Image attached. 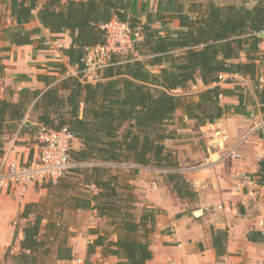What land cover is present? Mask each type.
Wrapping results in <instances>:
<instances>
[{
  "label": "trees",
  "instance_id": "obj_1",
  "mask_svg": "<svg viewBox=\"0 0 264 264\" xmlns=\"http://www.w3.org/2000/svg\"><path fill=\"white\" fill-rule=\"evenodd\" d=\"M0 1L7 3L12 19L10 26L2 28L11 45L32 44L42 28L56 35L67 32L70 44L61 52L71 67L79 66L85 47L106 41L100 25L114 16L139 34L133 48L124 55L114 54L95 82H82L66 73L67 64H58V74L37 75L43 88H3L0 157L9 135L33 134L43 124L67 126L78 142L71 149V158L82 163L56 184L40 185L46 190L42 199L24 204L18 214V219L25 221L19 250L10 253L8 247L3 259L12 264L72 260L70 237L74 231L70 221L77 210H91L105 217L106 223L102 229H90L95 237L87 243L83 264H94L92 256L97 248L103 256L116 257L115 264H147L152 258L150 235L161 210L142 207L138 211L131 182L138 168L129 167L124 172L106 163L176 166L165 141L175 136L168 125L175 122L178 110L198 126L213 124L231 110L245 113L249 97L230 75L253 80L252 94L264 115V82L257 76L264 78V59L258 48L264 34L259 32L264 29V0H241L239 4L168 0L181 2L180 10L168 14L170 21L177 20L179 28L163 33L152 23L165 16L144 12L142 20L131 10L133 0ZM35 20L40 26L24 28ZM4 73L0 58V77ZM197 78L203 88L187 91V84ZM223 96H237L238 102L223 104ZM26 121L32 125H26ZM259 137L264 139V130L259 131ZM254 175L255 182L264 184V156ZM165 177L180 199L196 197L181 173L170 172ZM226 236L225 230H211L212 246L218 255L227 253Z\"/></svg>",
  "mask_w": 264,
  "mask_h": 264
},
{
  "label": "crops",
  "instance_id": "obj_2",
  "mask_svg": "<svg viewBox=\"0 0 264 264\" xmlns=\"http://www.w3.org/2000/svg\"><path fill=\"white\" fill-rule=\"evenodd\" d=\"M142 1L140 6H143ZM173 22V29L179 28L177 20ZM31 23L40 26L37 20ZM11 24L7 3L0 1V30ZM47 39L52 40L53 45L40 47ZM35 40L29 45L16 46L0 39V58L5 65V73L0 77L2 90L6 86L14 90L43 88L37 75L58 74V64H67V57L61 52V48L70 44L67 32L56 35L42 28ZM70 69L73 70V67L67 64L66 73H73L69 72ZM260 71L261 68L258 73ZM257 76L260 77L259 74ZM235 79L243 92L250 87L253 93V80L249 77ZM223 86L228 85L223 83ZM253 97L256 99L255 95ZM221 102L235 105L238 98L223 96ZM232 114L228 112L215 123L203 126L196 125L194 120L187 119L181 112L175 115V136L167 139L165 145L173 152L177 165L158 168H170L181 173L196 192L194 199H180L163 177L166 174L156 172L161 175L157 177L154 171L141 170L131 181L139 199L138 211L142 207L161 210L155 230L150 235L152 258L147 264H264V184L253 179L258 161L264 156V139L259 137V132L257 135L252 133L261 113L258 109L248 117ZM178 116H182L179 122ZM248 130L251 134L245 138ZM18 137L21 136L16 135L19 140ZM242 138L245 139L242 141ZM247 138L252 140L251 144L243 145ZM77 145L76 141L75 147ZM231 149L240 157L229 160L227 156H230ZM4 150L8 158L22 161L33 160L38 152L31 153L25 143L13 140L5 143ZM38 187L37 184H28L0 190V264H12L3 259L8 247L10 253L19 250L23 225L16 228V220L25 203L42 198L44 188ZM75 214L80 223L79 229L76 227L70 237L73 259L57 260L55 264H83L87 243L95 237L90 229L105 227V217L98 216L94 211L77 210ZM212 229L227 232L226 254L218 255L213 248ZM92 260L94 264H115L117 258L103 256L97 248Z\"/></svg>",
  "mask_w": 264,
  "mask_h": 264
},
{
  "label": "built area",
  "instance_id": "obj_3",
  "mask_svg": "<svg viewBox=\"0 0 264 264\" xmlns=\"http://www.w3.org/2000/svg\"><path fill=\"white\" fill-rule=\"evenodd\" d=\"M105 31L106 41L91 47H85L79 66H73L72 75L77 76L82 82H95L100 79L103 68L109 65L114 54H127L132 48L138 33H132L127 22L118 17H112L100 25ZM45 46H52L50 39L45 40ZM259 54L264 59V34L258 44ZM221 75L220 77H226ZM233 78H240L238 74L230 75ZM260 82H264L263 77H259ZM264 130V120L257 125ZM36 144L39 154L33 160H16L8 158L4 153L0 157V189L7 190L16 185L44 183L56 184L70 169L82 165L71 158V149L75 147L77 138L67 127L52 128L40 124L36 132ZM232 158H239L240 154L234 149L229 151ZM114 167L116 164L108 163ZM129 167L141 170L154 171L167 174L174 170L170 168H158L150 165L126 164ZM255 182V180H254Z\"/></svg>",
  "mask_w": 264,
  "mask_h": 264
},
{
  "label": "rangeland",
  "instance_id": "obj_4",
  "mask_svg": "<svg viewBox=\"0 0 264 264\" xmlns=\"http://www.w3.org/2000/svg\"><path fill=\"white\" fill-rule=\"evenodd\" d=\"M140 1L141 0H133L134 8L133 9L131 8V10H132V12L134 14H137L140 18L143 19L144 18V12H148L149 10H151L152 13L159 12L160 14H163V16H165V17H163V19L161 21H155V22H153L152 23V26L157 31H159L160 33H163L165 30H170V31L176 30V29H173V27H172L174 25V22H173L174 20L173 21H170L168 14L170 12H172V11L180 10L181 9V2H179V3L178 2L167 3L166 0H143L142 1V2H144V3H142L143 6L142 5L140 6ZM202 1L206 2L208 0H202ZM214 1L217 2V3H219V4H228V3L239 4V3H241V0H214ZM186 3H188V2H186ZM185 5H187V4H185V2H184V6ZM139 6H140V8H139ZM32 27H34L33 26V23H28V24H25L24 25V28L25 29H30ZM1 31L2 30H0V33H1ZM138 36H139V34H138ZM0 39H1L2 42L8 41L6 33L2 32L0 34ZM151 69L154 70V71H157L159 69V67H152ZM71 71H73V70L70 69L69 72L71 73ZM245 86L247 87V85H245ZM1 88H2V84L0 85V96L3 95V90ZM202 88H203V86H202V83H201V81H200L199 78L196 79V82H194V83L190 82L186 86V90L187 91H192V92L198 91V90H200ZM175 92L176 93H180V92H182V90H176ZM246 93H247L246 95L249 97V100L246 101V103H245V107H246L245 113H235V112H233L231 110L230 112L233 113L232 115H234V113H235V114H238V115H234V116H237V117L239 116V114H240V116L241 115H243V116L245 115L246 117H248V116H250V113H256V111L258 110L259 107L257 106V103L255 101L256 99L253 97L254 94H252V92L250 90V87H248V91ZM177 112H181L182 115H183L182 109L181 110H178ZM180 118H182V116H178V122L180 121ZM263 120H264V115L261 114L260 115V119L258 121V124L261 123ZM232 123L233 122L231 121V124ZM176 124H177V121L173 122L172 124H169L168 125V128L169 129H174L176 127ZM255 128L256 129H253L254 131L252 133L256 132L255 135H257V132H259V129L260 128L257 126V124H256ZM37 130H38V127L36 128V130L34 131L33 134H30V133H24V134H22L21 137H18L19 140L16 139V135L15 134L14 135H9L10 138L8 139L7 142H10V141L13 140V141H15L17 143H25L27 145V147H29L31 153H33L34 151L37 150L38 151L37 154H39V150L37 149V144H36V139H35ZM244 130H246V128ZM249 131L250 130H248V132H246L245 138L248 135L251 134V133H249ZM215 135H218V133H216ZM244 139L242 138V141ZM251 141H250L249 138H247L246 139V142L245 143L243 142V145L251 144ZM257 151H259V149H257ZM227 157H228L229 160H233L231 156H227ZM241 159H243V156H242ZM244 159H245V157H244ZM89 164H91V162H89ZM106 164H108V163H106ZM114 167H119L121 169V171H124V172L126 171V168H129V166H127L126 164H116V166H114ZM153 174H155V176H157V177H160L161 176V175L156 174V172H154ZM137 175H139V174H137ZM163 177H165V176H163ZM39 188L43 189L42 187H38V189ZM43 190H44V195L42 196V198L46 195V190L45 189H43ZM138 202H139V199H138ZM72 219H73V221H70L71 228H73V230L76 229V227H77V229H79L80 218L77 216V214H74V217ZM24 222H25L24 220H20V219L17 218V220H16V226L23 225ZM100 228H103V226L100 227ZM8 261H6L5 263H8Z\"/></svg>",
  "mask_w": 264,
  "mask_h": 264
},
{
  "label": "water",
  "instance_id": "obj_5",
  "mask_svg": "<svg viewBox=\"0 0 264 264\" xmlns=\"http://www.w3.org/2000/svg\"><path fill=\"white\" fill-rule=\"evenodd\" d=\"M259 32L264 33V29L263 28H260L259 29ZM25 124L26 125H32V123L31 122H28V121H26Z\"/></svg>",
  "mask_w": 264,
  "mask_h": 264
}]
</instances>
